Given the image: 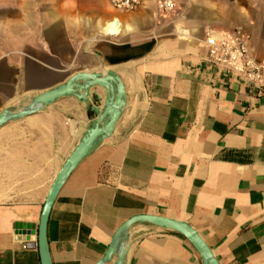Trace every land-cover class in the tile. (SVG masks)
I'll return each instance as SVG.
<instances>
[{
	"label": "crops",
	"instance_id": "1",
	"mask_svg": "<svg viewBox=\"0 0 264 264\" xmlns=\"http://www.w3.org/2000/svg\"><path fill=\"white\" fill-rule=\"evenodd\" d=\"M174 1L162 14L157 0L135 11L109 0H0V112L79 70L116 72L126 87L115 131L54 203L53 264H97L138 214L190 223L221 264H264V92L209 62L206 44L207 29L241 26L263 59L264 0ZM95 117L65 96L0 127V264H42L37 235L17 233L16 223L39 224L56 175ZM124 264L203 260L182 234L137 223Z\"/></svg>",
	"mask_w": 264,
	"mask_h": 264
},
{
	"label": "water",
	"instance_id": "2",
	"mask_svg": "<svg viewBox=\"0 0 264 264\" xmlns=\"http://www.w3.org/2000/svg\"><path fill=\"white\" fill-rule=\"evenodd\" d=\"M99 87L105 91V98L98 92ZM92 88L95 89L94 92H91ZM65 96H75L84 102L96 117L56 175L45 199L39 224L16 223L17 233L37 235L42 264H53L48 240V222L54 203L78 165L115 131L126 106V87L121 76L116 72L79 70L63 83L32 96L22 108H5L0 112V127H2L10 121L36 114ZM102 101L103 104H98ZM137 223H150L174 230L191 242L199 252L203 264H221L206 240L190 223L156 214H138L125 221L115 233L106 254L97 264H106L112 261L114 256L117 257L115 264L125 263L130 230Z\"/></svg>",
	"mask_w": 264,
	"mask_h": 264
},
{
	"label": "built area",
	"instance_id": "3",
	"mask_svg": "<svg viewBox=\"0 0 264 264\" xmlns=\"http://www.w3.org/2000/svg\"><path fill=\"white\" fill-rule=\"evenodd\" d=\"M111 5L122 11L138 10L144 0H109ZM159 12L168 14L175 10L174 0H157ZM113 28H118V20L110 22ZM206 44L209 48L208 61L226 71L233 72L250 85L264 92V58H257L249 44V36L243 27L234 30L206 31Z\"/></svg>",
	"mask_w": 264,
	"mask_h": 264
},
{
	"label": "bare ground",
	"instance_id": "4",
	"mask_svg": "<svg viewBox=\"0 0 264 264\" xmlns=\"http://www.w3.org/2000/svg\"><path fill=\"white\" fill-rule=\"evenodd\" d=\"M111 24V23H110Z\"/></svg>",
	"mask_w": 264,
	"mask_h": 264
}]
</instances>
